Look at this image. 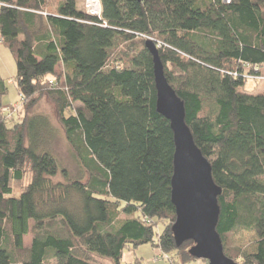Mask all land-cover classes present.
Segmentation results:
<instances>
[{
  "label": "trees",
  "instance_id": "obj_1",
  "mask_svg": "<svg viewBox=\"0 0 264 264\" xmlns=\"http://www.w3.org/2000/svg\"><path fill=\"white\" fill-rule=\"evenodd\" d=\"M100 1L98 18L77 0H57L55 9L49 0H0V40L16 63L22 107L3 113L0 75V264H123L143 245L171 264L196 260L193 243L177 247L172 233L175 140L157 112L148 40L163 44L165 75L222 188L225 255L264 264V93L244 90L248 78L264 82V0ZM44 96L83 178L70 179L42 146L50 120L36 110ZM241 229L256 233L255 253L228 244Z\"/></svg>",
  "mask_w": 264,
  "mask_h": 264
},
{
  "label": "water",
  "instance_id": "obj_2",
  "mask_svg": "<svg viewBox=\"0 0 264 264\" xmlns=\"http://www.w3.org/2000/svg\"><path fill=\"white\" fill-rule=\"evenodd\" d=\"M145 45L153 57L157 112L170 121L174 133L171 185L176 213L172 233L176 246L191 241L189 254L196 260L208 264H238L225 255L217 231L221 213L218 198L222 188L215 183L211 164L195 143L186 123L185 103L168 82L156 42L148 40Z\"/></svg>",
  "mask_w": 264,
  "mask_h": 264
},
{
  "label": "rangeland",
  "instance_id": "obj_3",
  "mask_svg": "<svg viewBox=\"0 0 264 264\" xmlns=\"http://www.w3.org/2000/svg\"><path fill=\"white\" fill-rule=\"evenodd\" d=\"M85 1L86 0H77L78 8L86 13L85 10ZM50 6L55 9L57 0H49ZM51 10V8H50ZM57 72L63 73L62 68L60 67ZM0 75L4 79L7 87V93L2 97V103L6 106H13L15 104L21 103V96L16 87V76H17V67L14 60V57L11 51L1 42L0 40ZM244 90L251 94L257 95L259 93H264V82H256L254 79H247ZM81 104H77L80 106ZM75 106V107H77ZM37 114L45 115L50 120V131L47 141L42 144L43 148L48 150L54 157L58 160L59 165L62 170H66L69 174L70 179L75 180L83 178L85 175L80 170L81 161L77 159L76 153L72 148L71 144L66 138L65 131L61 124L59 123L57 116V109L55 104L51 101L48 96H44L37 107ZM17 123V118L14 121L9 122V126L12 127ZM45 145V146H44ZM30 181V178L26 180ZM63 182L64 179L62 176H59L55 182ZM86 181V178L84 179ZM17 192V191H16ZM18 193V192H17ZM31 228L33 227V222L30 223ZM164 231V224L158 222L155 232L157 235H161ZM33 232L30 231L29 234L24 238V246L26 248L31 247L33 240ZM156 237V241H157ZM258 237L255 232L247 230H237L234 233L228 236V244L233 249L241 250L244 253L252 254L256 252ZM133 253L135 259L140 260L142 264H171V262L165 258L156 257L159 254V249L154 248L151 245H143L138 249L134 250ZM128 252L125 253V259L123 264H129L127 260ZM162 256V255H161ZM179 264H208L205 261L192 260L183 263L178 257ZM239 263H242V260L238 259ZM97 264H112L110 260L105 259H96Z\"/></svg>",
  "mask_w": 264,
  "mask_h": 264
},
{
  "label": "built area",
  "instance_id": "obj_4",
  "mask_svg": "<svg viewBox=\"0 0 264 264\" xmlns=\"http://www.w3.org/2000/svg\"><path fill=\"white\" fill-rule=\"evenodd\" d=\"M232 0H222V2L224 4H230ZM98 2V7L95 8L94 4L90 2V0H86L85 1V10L86 13L92 17H98L100 18L102 15V6H101V1L97 0ZM163 46V44L158 43V48H161ZM257 79V78H256ZM259 79H264V78H259ZM52 84V82H51ZM21 105L17 104L14 106H6L2 109L3 113L8 114L9 116H12L16 113H18L21 110ZM162 255V256H161ZM165 258L166 256L163 255L161 252H159L158 256L156 257V259L158 260V258Z\"/></svg>",
  "mask_w": 264,
  "mask_h": 264
},
{
  "label": "crops",
  "instance_id": "obj_5",
  "mask_svg": "<svg viewBox=\"0 0 264 264\" xmlns=\"http://www.w3.org/2000/svg\"><path fill=\"white\" fill-rule=\"evenodd\" d=\"M6 106V105H5ZM134 252H128V257H127V260H128V263L129 264H132L134 261H135V256H134V254H133ZM125 255H124V257H123V262H124V259H125Z\"/></svg>",
  "mask_w": 264,
  "mask_h": 264
},
{
  "label": "bare ground",
  "instance_id": "obj_6",
  "mask_svg": "<svg viewBox=\"0 0 264 264\" xmlns=\"http://www.w3.org/2000/svg\"><path fill=\"white\" fill-rule=\"evenodd\" d=\"M90 2L94 4L95 8L98 7V2H97V0H90Z\"/></svg>",
  "mask_w": 264,
  "mask_h": 264
}]
</instances>
